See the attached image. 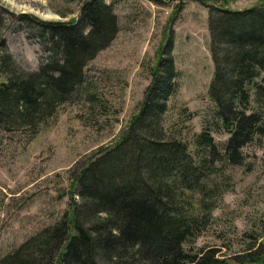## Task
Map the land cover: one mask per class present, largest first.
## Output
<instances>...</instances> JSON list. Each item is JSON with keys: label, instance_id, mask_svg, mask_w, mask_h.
<instances>
[{"label": "trees", "instance_id": "obj_1", "mask_svg": "<svg viewBox=\"0 0 264 264\" xmlns=\"http://www.w3.org/2000/svg\"><path fill=\"white\" fill-rule=\"evenodd\" d=\"M34 23L52 53L37 71L23 70L0 47V130L33 137L87 84L86 68L116 39L119 18L106 0H85L76 20ZM209 32L208 94L216 126L229 135L223 147L204 128L194 156L166 129L178 90L168 39L120 139L71 168L69 211L0 264H231L219 248L185 245L211 224L219 164L242 166L244 149L264 138V4L243 12L209 6ZM236 257L234 264H264V242Z\"/></svg>", "mask_w": 264, "mask_h": 264}, {"label": "rangeland", "instance_id": "obj_2", "mask_svg": "<svg viewBox=\"0 0 264 264\" xmlns=\"http://www.w3.org/2000/svg\"><path fill=\"white\" fill-rule=\"evenodd\" d=\"M84 1L0 0V47L4 43L23 70L37 71L52 53L34 21L76 20ZM106 1L119 18V33L89 63L87 84L37 136L0 130V261L69 211L71 168L120 139L168 39L174 43L178 90L169 101L166 129L194 156L195 136L204 128L219 148L229 138L212 118L208 94L214 74L209 6L243 12L264 0ZM219 166L210 181V188L219 187L211 224L185 248L216 247L234 264L236 256L245 257L264 242V138L244 149L242 166Z\"/></svg>", "mask_w": 264, "mask_h": 264}]
</instances>
